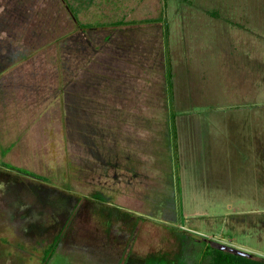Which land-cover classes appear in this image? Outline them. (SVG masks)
Masks as SVG:
<instances>
[{
  "label": "rangeland",
  "instance_id": "obj_1",
  "mask_svg": "<svg viewBox=\"0 0 264 264\" xmlns=\"http://www.w3.org/2000/svg\"><path fill=\"white\" fill-rule=\"evenodd\" d=\"M259 44L264 0H0V264H262Z\"/></svg>",
  "mask_w": 264,
  "mask_h": 264
},
{
  "label": "trees",
  "instance_id": "obj_2",
  "mask_svg": "<svg viewBox=\"0 0 264 264\" xmlns=\"http://www.w3.org/2000/svg\"><path fill=\"white\" fill-rule=\"evenodd\" d=\"M70 10H71V12H72V14L74 16V19L77 21L76 13L74 12V10L72 8H70ZM114 24L115 23H113V25ZM171 80H172V74L170 72H168L167 75H166V82L168 83V85L170 84V86H171ZM171 116H172L173 119L175 118V116L173 114ZM18 170L20 171V169H18ZM95 195L97 196L95 199H98V202L99 201H103V200H101L103 198V192L95 191L94 192V197H95ZM100 208L103 211L101 206H100ZM106 217H107L108 224H109L111 218L118 220V215L116 217V216H110V215L106 214ZM60 238H61V234L59 233L53 239L51 244L44 249V255L45 256H43V264H47L49 259L52 257L53 252L56 250V248L59 245ZM204 243L207 244V245H205V248L203 250H201V252H200V255H199V258H198V260H200V261L197 262V260H195L196 262H194V264H205L204 260L208 256H211L212 258H211V262L207 263V264H258L256 261L253 260V258L251 256L250 257H240V256H237V255L222 251L220 249H216V248L212 247L209 244V242L204 241ZM155 256L156 255L148 256L149 257L148 259L152 258V262L154 263V260L156 258H158V259L155 260L158 264H168L169 260L164 258L163 255H161L160 257L159 256L155 257ZM144 260H147V257L144 258ZM143 263H144V261H143ZM261 263L264 264V261H261Z\"/></svg>",
  "mask_w": 264,
  "mask_h": 264
},
{
  "label": "crops",
  "instance_id": "obj_3",
  "mask_svg": "<svg viewBox=\"0 0 264 264\" xmlns=\"http://www.w3.org/2000/svg\"><path fill=\"white\" fill-rule=\"evenodd\" d=\"M244 23V22H243ZM242 23V24H243ZM247 24V23H246ZM239 27H241L242 28V26H239ZM259 46H262V47H264V44H259ZM255 47H257V45H255ZM262 61H264V54H263V56H257L256 57V60H253L252 59V62L253 63H255V64H261L260 62H262ZM251 109H250V111H249V113L247 112V115L246 116H244V117H241L240 118V121H241V123H243V125H245L246 126V128L247 127H252L253 125H255V126H257L258 124L259 125H262V128L264 127L263 126V124H264V119L262 118V117H260L259 118V116H257L258 114H262L263 113V108H262V106H259V105H253V106H251L250 107ZM260 108V109H259ZM199 113L198 114H200V111H198ZM202 112H206V110H203ZM254 114H257V115H255V116H251V115H254ZM246 119V120H245ZM254 119V120H253ZM239 121V122H240ZM235 125V124H234ZM238 126H240V124H237ZM243 127V129H242V131H244V126H242ZM235 128L233 127V130H234ZM253 129V128H252ZM243 133V132H242ZM235 134V133H234ZM263 135H264V133H263ZM242 142V141H241ZM241 142L239 141V143L241 144ZM249 147H251V154H250V156H248V158L252 161V162H254V161H256V162H260L261 163V160L262 161H264V139H263V137H262V134H261V136L260 137H254V139H252L251 140V142H249L248 144H247ZM257 145H260V148H256V146ZM259 147V146H258ZM186 149H188V145H187V147H186ZM258 151V153H260V154H258V153H256L257 151ZM233 156H235V154L233 153ZM262 164V163H261ZM251 168L254 170V173H255V168L253 167V166H251ZM197 170H199L200 171V168H197ZM259 173H260V183H262V182H264V179H263V177H261L262 176V173H261V170H259ZM199 175V174H198ZM198 175H196V176H194V178H196V179H198L199 178V176ZM196 183H198V182H195V183H193V186H195L196 185ZM192 186V187H193Z\"/></svg>",
  "mask_w": 264,
  "mask_h": 264
},
{
  "label": "water",
  "instance_id": "obj_4",
  "mask_svg": "<svg viewBox=\"0 0 264 264\" xmlns=\"http://www.w3.org/2000/svg\"><path fill=\"white\" fill-rule=\"evenodd\" d=\"M209 244L216 248V249H220L222 251H225V252H228V253H231V254H234V255H237V256H240V257H250L251 255L248 254V253H245L243 251H240V250H237V249H234V248H231V247H228V246H225V245H222V244H218L216 242H212V241H208Z\"/></svg>",
  "mask_w": 264,
  "mask_h": 264
}]
</instances>
